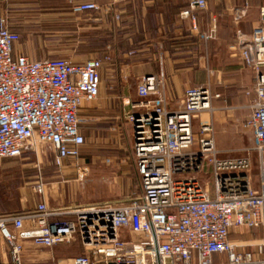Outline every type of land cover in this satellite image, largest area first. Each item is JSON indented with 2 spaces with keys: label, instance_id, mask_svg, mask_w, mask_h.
Listing matches in <instances>:
<instances>
[{
  "label": "built area",
  "instance_id": "obj_1",
  "mask_svg": "<svg viewBox=\"0 0 264 264\" xmlns=\"http://www.w3.org/2000/svg\"><path fill=\"white\" fill-rule=\"evenodd\" d=\"M207 8V0H191L181 18L191 19L192 30L199 33L194 14ZM102 10L109 11L96 3L72 4L77 15ZM247 12L248 6L237 20ZM260 16L250 41H239L238 55L254 76L255 100L244 128L253 132L256 142L258 188L250 158L219 157L212 121L194 131V120L214 111L210 84L188 88L182 104L171 109L163 77L143 76L138 101L130 104L126 116L138 190L119 203L58 211L41 202L34 212L0 217L12 263L22 264L25 242L42 251L79 241L82 255L52 264H264V243L255 244L253 252H241L231 240L243 230H264V8ZM217 28L214 19L201 39L212 40ZM19 42L7 19H1L0 168L27 150L48 146L54 166L62 170L81 157L86 138L80 115L100 98L101 70L112 57L82 64L37 61L15 54ZM37 168L32 191L44 196L46 181ZM208 173L211 190L199 179ZM216 256L225 259L215 261Z\"/></svg>",
  "mask_w": 264,
  "mask_h": 264
},
{
  "label": "crops",
  "instance_id": "obj_2",
  "mask_svg": "<svg viewBox=\"0 0 264 264\" xmlns=\"http://www.w3.org/2000/svg\"><path fill=\"white\" fill-rule=\"evenodd\" d=\"M190 2L191 0H0V20L6 18L10 28L21 35V41L15 47L16 55L41 61L48 59L47 52L50 51L86 50L89 55L86 59L75 54L66 56L73 63L82 64L90 59L102 58L107 50L111 52L112 62L105 64L101 70L99 99L102 103L96 108L81 112L86 123L82 125L81 131L85 138L95 137L96 142L103 144V130L110 125L113 144L119 149L124 144L123 151L117 150L113 158L91 163L85 168L84 160L81 161L80 157L78 161L70 162V166L66 165L58 171L61 176L75 173L72 181L50 183L45 175L44 196L36 194L24 197L25 202L19 211L34 212L41 202L58 211L94 205L72 201L67 188L69 183H79L88 177L94 167L103 178L113 180L112 183L108 180L114 191L112 193L122 196L120 199H108L96 204L119 203L138 190L135 164L131 152L125 150L126 134L122 129L126 127L125 111L130 109V104L138 101L137 85L143 76L163 77L171 109L182 104L188 88L210 84L214 95V111L200 114L197 118L200 125L202 122L212 121L221 126L224 123L223 109H238L244 104L252 106L255 100L254 76L240 64L239 41H250L252 32L260 21L264 0H207L208 8L194 14L199 33L192 30L191 19L181 18V13L188 8ZM73 3H96L109 11L77 15L72 11ZM246 6L247 15L237 20ZM214 19L217 20V31L212 40L205 42L200 35L211 30ZM79 35L83 36L82 41L73 40ZM93 39L94 42L91 43L89 40ZM90 49L96 53L88 52ZM105 75L109 80L108 84L119 76L121 88L110 91L111 87H108L103 92ZM227 141V146L234 143ZM46 172L51 176L50 170ZM206 177L204 181L209 179L207 182L212 185L211 174H206ZM37 179L38 176L32 177L28 185L32 186ZM254 185L258 188L259 180ZM235 243L241 246V252H248L244 247H251L249 252L254 251L255 244L250 241ZM24 248L22 264H52L84 253L79 241L42 251L32 242H25ZM10 251L8 242L0 233V264H13ZM224 259L223 256L215 257V261Z\"/></svg>",
  "mask_w": 264,
  "mask_h": 264
},
{
  "label": "rangeland",
  "instance_id": "obj_3",
  "mask_svg": "<svg viewBox=\"0 0 264 264\" xmlns=\"http://www.w3.org/2000/svg\"><path fill=\"white\" fill-rule=\"evenodd\" d=\"M83 36H78L77 38H73V40L82 41ZM20 43V42H19ZM48 53V59H66L67 55H74L78 57H82L86 59L89 57L87 52L84 51H50ZM47 56V55H46ZM71 56V57H72ZM95 58V57H93ZM106 77V75H105ZM109 81V80H108ZM107 77L104 80L102 85L103 92L107 90L108 87L110 91H116L121 88L119 76L111 83L108 84ZM109 90V89H108ZM106 101V100H105ZM102 101L98 99L95 103L91 104L89 107L84 110H89L92 108H96L100 105ZM242 107L233 108L229 107L228 109H223L224 113V123L223 125L214 124V141L215 147L218 152L219 157L221 158H242L248 157L252 161V177L254 182L259 180L260 173V161L258 155L253 150L256 142L254 138V134L251 130L245 129L244 124L249 120L252 109L251 105H241ZM129 112V109L124 113L125 121L126 116ZM81 113V122L82 125L84 123V115ZM90 124V123H89ZM194 128L195 132L198 133L200 128V123L198 119L194 120ZM110 125L108 128L103 130V144L96 142V138H91L88 136L86 138V145L83 148V153L81 156V161H83V167H88L91 163L101 162L107 158H113L116 156L117 150L123 151L124 144H122V148L119 149L117 145L112 142ZM122 131L126 134V145L125 150L130 153L131 147V129L128 123L126 122V127L122 129ZM86 137V136H85ZM227 140L233 141L234 143L230 146H227ZM53 150L48 146H39L36 150H27L21 158L13 159L7 161L0 168V189H2V193L0 195V216L2 214L11 213L17 211L21 208L23 204L24 197L36 195L32 191V186L28 185L29 182L32 181V177L39 175L38 166L41 168V172L44 177L47 175V182H65L72 181L75 179L74 174H67L61 176L58 173V169L53 165ZM108 159V160H109ZM80 162V166H82ZM70 166V165H69ZM75 167V166H74ZM77 167V166H76ZM79 167H77L78 169ZM50 170L51 176L47 174L46 171ZM77 174V173H76ZM205 175V176H204ZM200 176V182L204 187H207L211 190L210 187L212 185L210 182L204 181L207 177L206 174ZM51 177V178H50ZM109 178H103L101 173L94 167L92 168L90 175L84 179H82L79 183H69L67 188H69V196L72 201L77 202H89L92 204H96L98 202H105L108 199H116L121 198L122 196L115 195L113 191L112 185H110L109 181L112 183L113 180H109ZM210 185H209V184ZM250 241L252 244L264 243V230H256V231H248L243 230L241 235L235 234L232 237V241ZM241 249V248H240ZM246 251H251V247H244ZM255 249V248H254ZM83 252H81L82 254Z\"/></svg>",
  "mask_w": 264,
  "mask_h": 264
},
{
  "label": "trees",
  "instance_id": "obj_4",
  "mask_svg": "<svg viewBox=\"0 0 264 264\" xmlns=\"http://www.w3.org/2000/svg\"><path fill=\"white\" fill-rule=\"evenodd\" d=\"M12 30V29H11ZM13 32H15V33H17L18 35H19V37H20V41H21V35L18 33V32H16V31H14V30H12ZM75 37V36H74ZM76 38V37H75ZM89 41H91V43L92 42H94V39L93 40H89ZM92 49H94V45L92 46ZM92 49H90V51H88V52H91V53H96L94 50H92ZM84 52H86V50H83ZM105 54H104V56L103 57H105V56H108V55H111V52L109 51V50H107V51H105L104 52ZM102 57V58H103ZM100 59V58H99ZM21 158V157H20ZM15 159H18V158H15ZM10 160H13V159H10ZM6 163V162H5ZM4 163V164H5ZM3 164V165H4ZM2 165V166H3ZM1 188V187H0ZM1 194H3L2 193V189H0V195ZM26 213H30V211L28 212H21V211H19V210H17V211H15V212H11V213H6V214H2L0 217H5V216H9V215H15V216H20V215H24V214H26ZM231 238H232V236H231Z\"/></svg>",
  "mask_w": 264,
  "mask_h": 264
}]
</instances>
